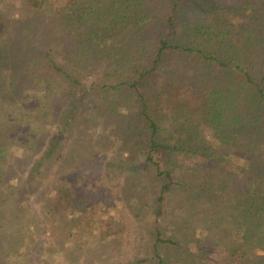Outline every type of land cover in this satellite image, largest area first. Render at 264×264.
Wrapping results in <instances>:
<instances>
[{
  "label": "trees",
  "instance_id": "1",
  "mask_svg": "<svg viewBox=\"0 0 264 264\" xmlns=\"http://www.w3.org/2000/svg\"><path fill=\"white\" fill-rule=\"evenodd\" d=\"M110 116L160 178L161 218L168 193L208 197L222 208L208 233L226 224L237 240L222 251L264 264V0H0V264L74 262L89 194L58 153L64 133ZM159 220L157 255L177 244Z\"/></svg>",
  "mask_w": 264,
  "mask_h": 264
},
{
  "label": "rangeland",
  "instance_id": "2",
  "mask_svg": "<svg viewBox=\"0 0 264 264\" xmlns=\"http://www.w3.org/2000/svg\"><path fill=\"white\" fill-rule=\"evenodd\" d=\"M48 1L55 7L60 0ZM12 11L13 6L5 13ZM114 121L115 118L110 116L106 127L97 125L95 134L79 124L77 130L80 135L89 131L96 139L92 143L84 142L80 135L78 141L77 130L71 134L64 133L62 138L57 160L63 172L61 177L71 180L77 193L89 194L84 207L88 215L85 222H90L89 226L93 227L79 228L75 233L77 247L82 245L83 248L72 251L74 262L71 264H238V253L222 251L224 246L221 244L237 246L230 227L220 224L217 230L208 233V227L217 220V214L222 209L208 204V197L203 201L201 199L204 203L198 207V200L191 190L168 193L163 204V217L158 215L161 180L137 151L127 152L130 146L117 137L120 134L116 132ZM25 139V136L19 137V141ZM208 141L213 142L211 139ZM226 160V164L234 169L247 165L245 160L234 156ZM69 163L72 167L67 170ZM184 165L190 164L184 161ZM208 194L207 191L204 195ZM215 194L223 198L227 193L220 190ZM182 204L181 223L175 224V209ZM158 220L161 237L177 241L176 245H159V255L154 250V225ZM209 237L216 241L215 245H208ZM203 246L205 248L200 251L199 247ZM67 248V244L60 247L62 251ZM255 252L264 255V251ZM58 257L52 264H68L63 253ZM203 257L206 258L204 262Z\"/></svg>",
  "mask_w": 264,
  "mask_h": 264
}]
</instances>
